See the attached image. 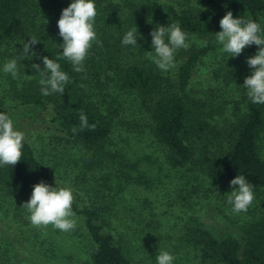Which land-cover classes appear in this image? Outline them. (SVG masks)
<instances>
[{
  "label": "rangeland",
  "instance_id": "obj_1",
  "mask_svg": "<svg viewBox=\"0 0 264 264\" xmlns=\"http://www.w3.org/2000/svg\"><path fill=\"white\" fill-rule=\"evenodd\" d=\"M94 3L97 42H93L91 49L113 53L112 44L117 41L114 38L123 37L136 27L137 45H129L124 52L137 54L139 48L149 59L146 52L153 50L151 43L136 24H131L125 5L117 0ZM47 4L40 0V6L30 10L29 25L47 19ZM138 4L152 22L162 26L173 23L165 11L167 5L176 4L173 0H138ZM23 42L21 39L10 45L0 44L3 113L13 120L15 130L25 133V139L58 178V188H71L75 203L97 209L105 229L114 235L130 264H156L155 257L161 251L175 256L173 264H221L203 257L201 245L196 243L198 233L209 231L218 237L226 231L239 232L241 226L251 222L264 221V186L253 188L255 199L251 207L237 215L226 203L232 188L210 181L201 153L179 166L170 165L168 149L155 139L152 120L139 98L133 91L121 88L108 69L100 71L98 78L82 71L80 84L85 97L109 121L110 131L96 152H83L72 146L51 119V107L35 110L14 95V89H20L23 82L41 77L36 78L37 72L31 68L34 63L23 59ZM187 42L190 46L202 44L193 35H188ZM57 43L61 44L62 39ZM221 47L218 44L199 59L194 79L205 91H216L225 104L226 113L219 117L224 128L226 121L233 120L232 103L242 106L237 85L245 67L239 65V56L228 57L220 51ZM184 52L180 49L175 54L177 67ZM14 54H19L18 58ZM11 59L17 60L15 78L3 71L4 64ZM177 67L164 73L173 74ZM222 138L208 145L210 154L228 148L229 139ZM258 152L264 160V131L259 135ZM6 189L0 184V264H94L89 257L92 241L80 216L75 214L76 227L67 233L51 225L33 227L20 207L29 199L32 186L24 197L10 195Z\"/></svg>",
  "mask_w": 264,
  "mask_h": 264
},
{
  "label": "trees",
  "instance_id": "obj_2",
  "mask_svg": "<svg viewBox=\"0 0 264 264\" xmlns=\"http://www.w3.org/2000/svg\"><path fill=\"white\" fill-rule=\"evenodd\" d=\"M117 1L125 5L131 24H136L151 43L150 32L160 25L147 17L138 0ZM173 1L176 4L165 8L171 21L202 42L185 50L183 61L173 74L167 75L160 71L143 56L139 48L137 54L124 52L129 45H122L123 37L120 36L114 38L117 41L112 44L113 53L110 50L107 53L91 49L83 72L98 78L100 71L108 69L121 88L137 95L152 120L155 139L168 149L167 160L170 165L186 163L199 152L202 154L205 173L213 184L226 185L236 175H243L253 188L264 186V160L258 152L259 135L264 131V104H253L242 86L244 78L252 72L246 64V58L253 56L258 47H246L237 59L239 65L245 67V74L237 85L242 106L232 103L233 120L232 123L226 121L224 128L220 126L219 117L226 113L225 104L218 99L216 91L211 88L205 91L194 79L199 59L218 46L215 33L221 30L219 21L226 12L231 11L234 18L242 16L258 22L264 32V0ZM46 2L50 11L47 19L33 21L29 25L30 10L39 7L40 0H0V44L10 45L16 40L27 42L35 38L38 41L32 46L35 55L32 58L23 55V59L28 58L29 62L40 64L42 68L40 57L48 56L60 63L61 70L68 74L70 82L65 85L62 95L53 93L43 96L39 84L41 77L36 73V78L40 79L23 82L20 89H14V95L21 103L35 110L51 107V119L71 145L80 147L83 152H96L110 131V123L98 106L82 93L80 83L83 72L73 71L68 61L58 59L62 49L56 45H59L57 40L62 38L58 35L56 22L62 9L72 0ZM18 55L14 54L15 58ZM3 108L4 102L0 98V113H3ZM81 112L87 116L89 125H95L94 128L81 129ZM218 137H224L221 139L224 141L227 137L229 146L220 149L219 153L210 154L208 145L211 146ZM40 181L58 188V178L39 157L30 141L25 139L21 160L13 167H0V184L6 186L8 194L24 197L31 186ZM72 211L83 219L92 241L89 257L94 264H130L114 235L105 229L94 206L73 202ZM196 243L201 245L203 257L215 263L264 264V221L251 222L241 226L239 232L226 231L218 237L209 231H201Z\"/></svg>",
  "mask_w": 264,
  "mask_h": 264
},
{
  "label": "clouds",
  "instance_id": "obj_3",
  "mask_svg": "<svg viewBox=\"0 0 264 264\" xmlns=\"http://www.w3.org/2000/svg\"><path fill=\"white\" fill-rule=\"evenodd\" d=\"M97 15L94 0H72L67 7L63 8L56 22L58 35L62 43L56 45L62 49L58 59L68 61L73 71H84L83 64L93 42H97L94 30L95 17ZM220 31L215 33V42L222 47L220 51L227 53L228 57H237L242 51L251 45H256L258 51L251 57L246 58V64L252 69L251 75L244 78L243 87L247 97L253 104H264V32L261 25L244 17L234 18L231 11L219 21ZM152 51L146 52L148 58L162 72H168L177 67L175 54L178 50H187L190 47L188 33L181 30L177 23L168 26H157L150 32ZM38 41L30 38L23 43L22 53L25 57L35 55L32 46ZM122 45H137V28L126 32L123 36ZM40 64H32L31 68L40 74L39 84L43 96L53 93L63 94L65 85L70 82L69 76L61 70V65L48 56L40 57ZM5 73H10L14 78L18 74L17 60L11 59L3 66ZM80 127L94 128L89 125L87 116L81 112L79 115ZM76 129L73 128V132ZM25 133L15 130L14 122L5 113H0V167L15 166L22 158L23 142ZM229 186L232 191L227 195L226 203L231 205L234 214L246 213L251 207L255 196L253 186L245 176L236 175L230 180ZM74 202L73 190L69 187L50 186L40 181L32 186L29 199L23 202L22 207L27 219L33 227H47L62 232L73 231L77 221L72 211ZM156 264H173L175 256L167 251H161L155 257Z\"/></svg>",
  "mask_w": 264,
  "mask_h": 264
}]
</instances>
